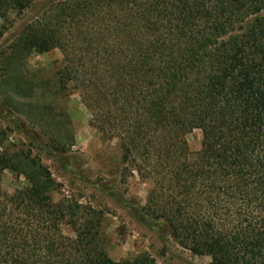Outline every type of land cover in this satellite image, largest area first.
I'll return each instance as SVG.
<instances>
[{"label": "trees", "instance_id": "1", "mask_svg": "<svg viewBox=\"0 0 264 264\" xmlns=\"http://www.w3.org/2000/svg\"><path fill=\"white\" fill-rule=\"evenodd\" d=\"M37 1L0 0V39ZM18 44L60 49L59 83L80 89L91 124L152 181L142 210L177 243L216 264H264V0H58ZM7 170L27 187L3 191ZM56 188L38 155L0 137V264H160L113 259L102 211L55 201Z\"/></svg>", "mask_w": 264, "mask_h": 264}, {"label": "rangeland", "instance_id": "2", "mask_svg": "<svg viewBox=\"0 0 264 264\" xmlns=\"http://www.w3.org/2000/svg\"><path fill=\"white\" fill-rule=\"evenodd\" d=\"M58 0H38L20 15L0 39V137L38 155L57 181L53 198H75L101 210V241L115 260L149 253L160 264H216L208 254H194L177 243L159 223L147 216L150 179L123 163L117 139L104 138L91 124V112L80 89L62 86L57 71L63 64L60 49L25 53L18 44L23 26ZM4 117H9L6 120ZM18 119L39 133L34 140L16 125ZM202 134H187L192 151L201 147ZM27 187L25 177L5 171L1 189L9 194ZM64 233L74 237L69 226Z\"/></svg>", "mask_w": 264, "mask_h": 264}]
</instances>
